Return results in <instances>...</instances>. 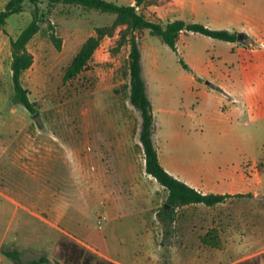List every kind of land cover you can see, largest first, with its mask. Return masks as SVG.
<instances>
[{"label":"rangeland","instance_id":"1","mask_svg":"<svg viewBox=\"0 0 264 264\" xmlns=\"http://www.w3.org/2000/svg\"><path fill=\"white\" fill-rule=\"evenodd\" d=\"M8 1L0 0V11ZM176 4L172 15L213 29H228L230 19L250 14L259 22L264 12V0H177ZM38 6L42 29L28 44L34 63L23 75V85L36 104L34 112L13 101L11 44L3 32L4 40L0 39V249L20 250L25 261L44 255L50 264H75L61 257L59 240L65 237L105 258L91 242L93 237L103 242L112 258L126 263L138 258L145 264L154 258L157 264H234L260 256L264 251L261 57L247 62V79L230 80L227 72L244 70L245 64L232 43L184 31L175 51L148 29L137 31L158 123L155 141L165 165L181 179L205 180L208 193L253 194L233 196L213 207H179L168 235L157 216L168 191L146 172L139 139L142 118L130 101V45H118L124 27L103 38L86 69L64 80L83 42L96 27L111 24L115 15L47 1ZM34 8L25 1L23 10L8 18L10 36L31 22ZM154 10L156 5L148 12L152 19L157 18ZM51 32L62 40L61 49L51 40ZM255 47L259 50L261 45ZM211 83L228 90L245 88L251 99L233 104ZM131 155L135 175L127 166ZM245 173L252 177L242 182Z\"/></svg>","mask_w":264,"mask_h":264},{"label":"trees","instance_id":"2","mask_svg":"<svg viewBox=\"0 0 264 264\" xmlns=\"http://www.w3.org/2000/svg\"><path fill=\"white\" fill-rule=\"evenodd\" d=\"M25 1H29L35 8L31 22L22 29L16 38L10 39L12 52L11 71L14 85L13 101L23 104L31 112L35 111L36 104L30 99L29 91L23 85V75L34 63V55L29 50L28 44L42 29L43 16L38 6L40 2L47 1L52 4L77 5L115 15V19L111 24L96 27L95 33L83 42L81 48L67 67L64 80L72 79L86 69L103 38L114 36L119 27H124L119 31L120 39L118 45L119 47H122L126 43L130 45V101L140 112L142 118L139 139L145 153L146 172L168 191L166 202L157 212L158 219L163 224L166 234L169 235L172 232L176 220V211L179 207L190 204H204L213 207L225 203L233 196H253L250 192L237 194L203 193L185 181L175 177L162 165L155 141L158 123L154 116L151 98L148 93V85L142 63L141 46L136 34L139 30L148 29L151 34L159 36L165 44L176 51L180 34L184 31L200 33L228 42L238 41L237 31L213 29L202 23L188 22L181 18L164 21L157 16L156 19H152L148 16L149 7L156 5L159 0H134L133 4H119L110 0H9L4 9L0 11V32L9 34L6 29L8 18L13 14L20 13L23 10ZM50 37L56 47L61 49L62 40L53 32H51ZM243 42L245 43L246 41ZM181 63L185 69L193 71L183 59H181ZM210 85L212 88L223 92L220 86L212 83ZM59 245V253L67 263L117 264L86 250V248H81L79 244L65 237L59 240ZM1 252L11 258L15 264H50L48 257L44 255L25 261L21 257L20 250L9 249L1 250ZM261 259L264 261V252L255 259H246L234 264H259Z\"/></svg>","mask_w":264,"mask_h":264},{"label":"crops","instance_id":"3","mask_svg":"<svg viewBox=\"0 0 264 264\" xmlns=\"http://www.w3.org/2000/svg\"><path fill=\"white\" fill-rule=\"evenodd\" d=\"M134 0H129L128 4H133ZM177 0H171L170 3L167 5H164L163 3H161L160 0V5L156 4V10H154V12L156 13V15L158 17H160L161 19L165 20H169V19H176L177 17L175 15L176 13V6H177ZM151 7V6H150ZM150 7H149V11H150ZM229 24H231L232 27H228V29L230 31H237V32H245L248 36V42L246 41V43L244 44H240V42L236 41V42H230L233 44V51L235 52V55L238 56V58H242V60H245V64H244V70H240L239 72L236 71H228L227 72V79H238V78H248V69L246 67L247 62H249L251 64L252 59L254 57H261L263 66H264V12H262L261 14V20H259V22H255V18L254 15H246V16H241L239 18L237 17H233L232 19H230ZM229 26V25H228ZM21 32V31H20ZM2 31L0 32V39L4 40L2 37ZM4 33V32H3ZM20 33H18L19 35ZM182 34H184V32H182ZM182 34H180V38L182 36ZM18 35L16 36H10V34H6L7 37V41L9 42L10 45V39L11 38H16ZM179 38V39H180ZM228 42V41H227ZM260 44L261 48L259 50L255 49V45ZM248 60V61H247ZM252 69V65L251 68ZM215 84V83H212ZM216 85V84H215ZM222 88L224 94H226L229 99L231 100V102L233 104H237L239 103L241 100L244 101H249L251 99V91H247L245 88L241 91L237 90V89H225L223 85H218ZM228 92H227V91ZM243 98V99H241ZM261 101L264 105V93L261 96ZM157 135V133L155 134ZM116 153L117 156H123L121 155V150L117 149V148H113ZM159 150V157H160V161L162 163V165L166 168L167 171H169L171 174H173L175 177L181 179V177H179L177 174V171L173 168H169L165 165V163L163 162V159L161 157V151ZM129 160H127V166H128V170L130 171V173L132 175H135L136 173V163H135V156L131 155L130 157L128 156ZM129 162V163H128ZM138 166V165H137ZM143 166V165H142ZM144 166H146V161L144 163ZM260 173V172H258ZM134 177V176H132ZM248 177H252L250 176V174H242L241 178L242 182H245L248 180ZM183 181H185L187 184H189L190 186L196 188L197 190L203 192V193H208L205 190V180H200L197 181L195 180H191L190 178L187 179H181ZM205 182V183H204ZM226 193H249V192H226ZM90 237V235H89ZM91 242L95 245V248H97V250L99 251L100 255L105 256V258H110L113 262L117 263V264H142V261L139 260L138 258L134 259L131 263H126L124 261L121 260H116L114 258L111 257V255L109 254V252L107 251V249H105V246L103 245V242L99 241L96 238L90 237ZM264 252V251H263ZM263 252H260V254H262ZM257 255V254H256ZM262 263L264 264V261L262 260ZM0 264H15L14 261L7 257L6 255H4L1 252L0 249ZM145 264H157V261L154 262V258L151 259L150 262L145 263Z\"/></svg>","mask_w":264,"mask_h":264},{"label":"water","instance_id":"4","mask_svg":"<svg viewBox=\"0 0 264 264\" xmlns=\"http://www.w3.org/2000/svg\"><path fill=\"white\" fill-rule=\"evenodd\" d=\"M239 41H243L245 39L248 38L247 34L245 32H238V36H237Z\"/></svg>","mask_w":264,"mask_h":264}]
</instances>
